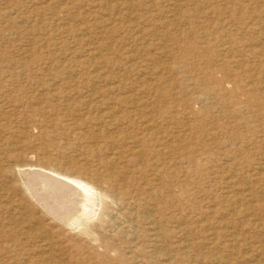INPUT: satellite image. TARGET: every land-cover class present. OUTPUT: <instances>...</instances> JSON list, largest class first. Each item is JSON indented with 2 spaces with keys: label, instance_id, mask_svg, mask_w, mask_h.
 Segmentation results:
<instances>
[{
  "label": "rangeland",
  "instance_id": "1",
  "mask_svg": "<svg viewBox=\"0 0 264 264\" xmlns=\"http://www.w3.org/2000/svg\"><path fill=\"white\" fill-rule=\"evenodd\" d=\"M0 264H264V0H0Z\"/></svg>",
  "mask_w": 264,
  "mask_h": 264
},
{
  "label": "bare ground",
  "instance_id": "2",
  "mask_svg": "<svg viewBox=\"0 0 264 264\" xmlns=\"http://www.w3.org/2000/svg\"><path fill=\"white\" fill-rule=\"evenodd\" d=\"M49 173L54 176L41 171L21 172L24 176L21 179L26 190L51 217L64 225L82 226L83 231L92 235L90 224L83 221L95 213L98 196L93 191L98 188L90 186V182L83 181L73 174H62L54 169H50ZM244 181L248 185L257 183L252 174L244 175Z\"/></svg>",
  "mask_w": 264,
  "mask_h": 264
}]
</instances>
